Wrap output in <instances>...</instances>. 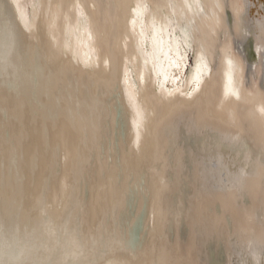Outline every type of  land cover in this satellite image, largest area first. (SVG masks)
I'll list each match as a JSON object with an SVG mask.
<instances>
[{
	"label": "bare ground",
	"instance_id": "1",
	"mask_svg": "<svg viewBox=\"0 0 264 264\" xmlns=\"http://www.w3.org/2000/svg\"><path fill=\"white\" fill-rule=\"evenodd\" d=\"M0 264H264V0H0Z\"/></svg>",
	"mask_w": 264,
	"mask_h": 264
},
{
	"label": "rangeland",
	"instance_id": "2",
	"mask_svg": "<svg viewBox=\"0 0 264 264\" xmlns=\"http://www.w3.org/2000/svg\"><path fill=\"white\" fill-rule=\"evenodd\" d=\"M184 48L187 51V57H188L187 69L189 70V68H191L192 65H193V61H192V58H191V54L188 52V49L186 47H184ZM132 78H133V76H131V81H132Z\"/></svg>",
	"mask_w": 264,
	"mask_h": 264
},
{
	"label": "clouds",
	"instance_id": "3",
	"mask_svg": "<svg viewBox=\"0 0 264 264\" xmlns=\"http://www.w3.org/2000/svg\"><path fill=\"white\" fill-rule=\"evenodd\" d=\"M256 259H257V261H258V257H257Z\"/></svg>",
	"mask_w": 264,
	"mask_h": 264
}]
</instances>
